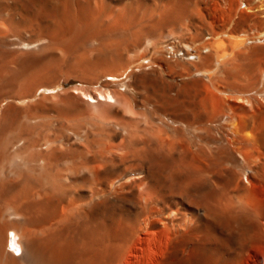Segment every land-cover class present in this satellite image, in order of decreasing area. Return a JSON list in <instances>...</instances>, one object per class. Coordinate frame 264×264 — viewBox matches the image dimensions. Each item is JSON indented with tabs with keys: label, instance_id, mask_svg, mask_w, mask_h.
Listing matches in <instances>:
<instances>
[{
	"label": "bare ground",
	"instance_id": "obj_1",
	"mask_svg": "<svg viewBox=\"0 0 264 264\" xmlns=\"http://www.w3.org/2000/svg\"><path fill=\"white\" fill-rule=\"evenodd\" d=\"M0 264H264V0H0Z\"/></svg>",
	"mask_w": 264,
	"mask_h": 264
},
{
	"label": "rangeland",
	"instance_id": "obj_2",
	"mask_svg": "<svg viewBox=\"0 0 264 264\" xmlns=\"http://www.w3.org/2000/svg\"><path fill=\"white\" fill-rule=\"evenodd\" d=\"M191 52L190 53L195 56L194 60L197 61L198 60L197 56H199L198 55L199 54L198 51L194 49ZM176 81H172V82H174L175 84H180L181 83V80H179V81L176 80ZM72 86H73V84L66 85V88H70ZM130 97H131L130 106H131L132 110H134V112H137L140 115V117L144 118L145 119L144 121H146L148 123L150 122L151 124L155 125L156 127H162V123L160 121H157V119L161 118V119H165L166 120V118L161 113H158L156 106L151 105L149 103V101H148L149 97H148V95L146 93H144V92H133L130 95ZM156 111H157V113H156ZM141 112H143V113L141 114ZM175 123L177 125L174 124V126H179V127L184 126L186 124L185 122H182V121H177ZM180 124H181V126H180Z\"/></svg>",
	"mask_w": 264,
	"mask_h": 264
}]
</instances>
